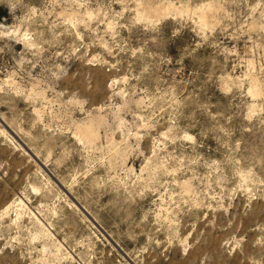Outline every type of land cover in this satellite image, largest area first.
<instances>
[{
  "label": "rangeland",
  "instance_id": "rangeland-1",
  "mask_svg": "<svg viewBox=\"0 0 264 264\" xmlns=\"http://www.w3.org/2000/svg\"><path fill=\"white\" fill-rule=\"evenodd\" d=\"M0 264H264V0H0Z\"/></svg>",
  "mask_w": 264,
  "mask_h": 264
},
{
  "label": "bare ground",
  "instance_id": "bare-ground-1",
  "mask_svg": "<svg viewBox=\"0 0 264 264\" xmlns=\"http://www.w3.org/2000/svg\"><path fill=\"white\" fill-rule=\"evenodd\" d=\"M78 130L81 131V132H82V131L85 132L86 135H90L89 133L91 132V130H90V126H89V125L86 126V127H84V128L79 127Z\"/></svg>",
  "mask_w": 264,
  "mask_h": 264
}]
</instances>
